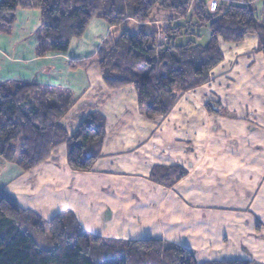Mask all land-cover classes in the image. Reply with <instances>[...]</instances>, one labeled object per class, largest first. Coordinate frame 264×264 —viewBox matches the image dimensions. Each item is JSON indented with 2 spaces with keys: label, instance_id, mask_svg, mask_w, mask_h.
Wrapping results in <instances>:
<instances>
[{
  "label": "crops",
  "instance_id": "1",
  "mask_svg": "<svg viewBox=\"0 0 264 264\" xmlns=\"http://www.w3.org/2000/svg\"><path fill=\"white\" fill-rule=\"evenodd\" d=\"M261 0L254 2L261 7ZM255 10L257 16L260 10ZM139 26V25H138ZM159 26V25H158ZM114 28L93 19L64 53L38 54L37 10L16 11L0 32V84L35 83L72 106L60 120L68 137L90 113L104 118L89 170L67 162L62 143L30 171L3 163L0 187L44 220L72 213L89 235L107 241L160 240L192 251L197 264H264V56L257 37L219 42L223 60L201 86L183 92L166 115L148 118L132 85L107 87L91 59ZM156 169L184 174L170 186Z\"/></svg>",
  "mask_w": 264,
  "mask_h": 264
},
{
  "label": "trees",
  "instance_id": "2",
  "mask_svg": "<svg viewBox=\"0 0 264 264\" xmlns=\"http://www.w3.org/2000/svg\"><path fill=\"white\" fill-rule=\"evenodd\" d=\"M256 0H0V32L11 31L16 11L37 10L41 18L38 54L64 53L93 19L114 33L128 22L140 23L101 42L91 59L98 64L111 89L132 85L146 117L166 115L179 96L206 83L223 60L219 42L240 43L257 37L264 56V24L255 16ZM153 8L172 12L158 31L146 29ZM264 20V1L262 4ZM165 41L159 38V34ZM49 88L35 83L0 84V159L28 171L44 162L65 143L67 162L76 171L89 170L99 154L104 118L90 113L68 137L60 124L74 103L64 93L49 98ZM184 174L178 169H156L154 181L170 186ZM48 235V239L41 237ZM40 240L44 243H39ZM0 264H197L192 251L160 240L107 241L87 234L75 216L61 212L44 220L23 210L0 187ZM201 264H256L247 260L208 261Z\"/></svg>",
  "mask_w": 264,
  "mask_h": 264
},
{
  "label": "rangeland",
  "instance_id": "3",
  "mask_svg": "<svg viewBox=\"0 0 264 264\" xmlns=\"http://www.w3.org/2000/svg\"><path fill=\"white\" fill-rule=\"evenodd\" d=\"M256 1H258V0H256ZM256 1H254V2H256ZM263 1L264 0H261V2H262V4H263ZM254 2H253V7H254V10H258V8L257 7H255L254 6ZM262 4H261V7H260V14L257 16V14L255 13V16L258 18V20L259 21H261V23H263L264 24V20H262ZM258 10V11H259ZM150 21H152V22H147V24L145 25V27H146V29L147 30H149V28H151V27H153L154 29H156V31H158V29H159V26L160 27H162V26H164L165 24H166V21L167 20H169V19H174L173 18V15H172V12H170V11H167V10H159V9H157V8H153L152 10H151V12H150ZM140 23H137V22H128V23H126V24H124V25H122V26H120L119 28H118V31L117 32H122V31H124V30H127L129 33H131V34H133V33H135V32H137L138 30H139V25ZM139 25V26H138ZM159 25V26H158ZM117 32L116 33H114V34H117ZM159 34V33H158ZM162 37V39H165V37L163 36V35H161V34H159L158 35V37L159 38H161ZM3 163H7V164H11V165H15V163H8V162H4V161H2L1 159H0V176H1V173H2V170H3V166H4V164ZM19 168V167H18ZM20 169V168H19ZM21 170V169H20ZM32 170V169H31ZM22 171V170H21ZM28 171H30V170H28ZM22 172H27V171H22ZM26 210V209H25ZM33 212V211H32ZM38 215V214H37ZM39 216V215H38ZM42 239H43V241L44 240H47L48 239V235L47 234H45L44 235V237H41ZM39 243H44V242H42V240H40V242Z\"/></svg>",
  "mask_w": 264,
  "mask_h": 264
},
{
  "label": "built area",
  "instance_id": "4",
  "mask_svg": "<svg viewBox=\"0 0 264 264\" xmlns=\"http://www.w3.org/2000/svg\"><path fill=\"white\" fill-rule=\"evenodd\" d=\"M161 37V36H160ZM162 38V37H161ZM164 41L166 40V39H163Z\"/></svg>",
  "mask_w": 264,
  "mask_h": 264
}]
</instances>
